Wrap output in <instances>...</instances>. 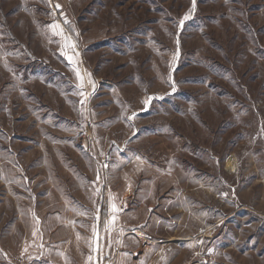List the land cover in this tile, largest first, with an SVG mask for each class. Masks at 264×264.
Here are the masks:
<instances>
[{"label": "rangeland", "instance_id": "374dc122", "mask_svg": "<svg viewBox=\"0 0 264 264\" xmlns=\"http://www.w3.org/2000/svg\"><path fill=\"white\" fill-rule=\"evenodd\" d=\"M198 252L264 264V0H0V264Z\"/></svg>", "mask_w": 264, "mask_h": 264}, {"label": "built area", "instance_id": "2783aa9c", "mask_svg": "<svg viewBox=\"0 0 264 264\" xmlns=\"http://www.w3.org/2000/svg\"><path fill=\"white\" fill-rule=\"evenodd\" d=\"M197 258V261H194V258ZM190 261L185 264H209V256L207 253L198 252Z\"/></svg>", "mask_w": 264, "mask_h": 264}, {"label": "snow or ice", "instance_id": "6c2138e0", "mask_svg": "<svg viewBox=\"0 0 264 264\" xmlns=\"http://www.w3.org/2000/svg\"><path fill=\"white\" fill-rule=\"evenodd\" d=\"M59 7V6H58ZM188 17L185 16V19H187ZM181 24H183V21H181ZM58 27V26H57ZM74 47V45H73ZM69 59H71V57L69 56ZM152 99V97H149L148 100H145L144 103L147 104L150 100Z\"/></svg>", "mask_w": 264, "mask_h": 264}]
</instances>
